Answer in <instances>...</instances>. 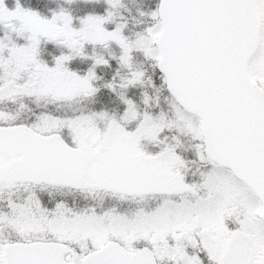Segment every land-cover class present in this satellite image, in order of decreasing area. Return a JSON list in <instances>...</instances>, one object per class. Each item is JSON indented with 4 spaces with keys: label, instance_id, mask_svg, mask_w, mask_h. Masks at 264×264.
<instances>
[{
    "label": "snow or ice",
    "instance_id": "1",
    "mask_svg": "<svg viewBox=\"0 0 264 264\" xmlns=\"http://www.w3.org/2000/svg\"><path fill=\"white\" fill-rule=\"evenodd\" d=\"M151 15L157 23L134 44L121 26L105 31L107 17H88L84 32L92 43L116 41L120 62L130 69L132 49L153 61L175 118L201 142L199 159L210 167L200 182L189 183L174 146L148 151L142 141L159 143L167 118L141 114L123 93L121 121H138L134 131L106 112H37L23 103L16 112L0 108V202L6 201L0 203V264H264V0H162ZM12 17L24 20L32 42L9 49V67L0 41V105L23 97L72 105L96 92L93 71L81 77L64 67L71 56L53 68L35 59L39 35L55 38L57 20L65 42L82 54L70 16L41 20L18 0L11 12L0 0V25ZM95 63L108 61L96 57ZM27 64L32 75L21 80ZM143 76L133 70L120 87ZM25 110L29 121L21 119ZM46 185L138 204L158 201L131 212L110 204L77 209L62 198L49 208L37 191ZM229 220L238 226L229 228ZM140 240L151 248H136Z\"/></svg>",
    "mask_w": 264,
    "mask_h": 264
},
{
    "label": "trees",
    "instance_id": "2",
    "mask_svg": "<svg viewBox=\"0 0 264 264\" xmlns=\"http://www.w3.org/2000/svg\"><path fill=\"white\" fill-rule=\"evenodd\" d=\"M19 6L24 11L36 13L42 18H51L56 14L65 13L71 17V23L77 25L80 21L88 17H107L103 25L107 30H116L117 26H121V34L125 36L130 42L136 41L138 36L146 34L147 29L157 23V18H153L151 13L156 11L158 0H121V7L117 14L113 9L109 0H18ZM5 6L8 10L17 9V0H4ZM111 12V16L108 17V13ZM0 41L3 42L6 47L3 50L4 61L8 63L9 67L12 66L11 53L9 49L12 46H23L26 45L24 39L15 36L13 33L8 32V29L0 25ZM31 43V40H28ZM134 49H132L133 51ZM91 52V62L84 59H77L70 63L64 61V67L70 72L75 73L78 76L84 77L88 75L91 70L95 73V78L90 81L92 86L96 89V92L90 96L80 100L79 103L72 105L65 104L61 101H55L50 99H36L35 97H23L16 103H6L0 105V108L5 110L16 112L18 105L23 103L27 107L34 111H52L57 114L68 113L72 114V111H84V112H106L111 117H118L119 114L126 110L125 103L121 98V93L125 99L130 98L131 91L128 92L126 88H122L123 91H115L113 87L118 85L112 84L113 87L109 88L107 85L111 84L110 78L112 71L115 75H118V66L115 64L114 59H108L107 64H96L93 60L94 54L101 55L104 58V53L101 49H95ZM96 52V53H95ZM66 52L63 46L60 44H54L49 40L38 38V43L35 44V59L44 66L53 68L56 66L58 58L65 56ZM133 54V52H132ZM69 64L72 65L69 66ZM147 64L151 69V76L155 84L159 88V102L161 99L168 97L166 90H163L161 85V74L156 68H153V61L147 60ZM25 66H32L27 64ZM87 67L88 69H86ZM4 76L3 71H0V77ZM119 76V75H118ZM28 76L24 75V67L21 69V80H24ZM145 79V78H144ZM23 82V81H19ZM147 84V83H145ZM139 91V90H137ZM170 98V97H169ZM171 99V98H170ZM162 110L160 103L159 106L156 104L153 107H144L147 110ZM166 117H170L171 113L166 111L164 113ZM32 113L29 111L21 112V119L29 121L32 117ZM183 125L177 121V129ZM176 129V130H177ZM178 131V130H177ZM180 131H178L179 133ZM169 133L173 135V130L170 128ZM162 134H169L165 131ZM167 139H170L167 137ZM180 148L184 149L182 152L178 149L179 155H183V161L190 164L198 165L202 168V164L198 163L196 159L191 155L190 150H187L186 145L183 144L185 137L180 138ZM200 142V141H199ZM177 146L178 144L175 143ZM154 153L157 148H154ZM188 172L185 173V176ZM100 200L104 202L108 200L107 197L102 195H96L91 198V202L95 206H99ZM158 198L151 204V200L147 201V206L153 207L157 203ZM81 206V204H80ZM171 263V262H170ZM157 264H162L158 260Z\"/></svg>",
    "mask_w": 264,
    "mask_h": 264
},
{
    "label": "rangeland",
    "instance_id": "3",
    "mask_svg": "<svg viewBox=\"0 0 264 264\" xmlns=\"http://www.w3.org/2000/svg\"><path fill=\"white\" fill-rule=\"evenodd\" d=\"M11 11H16V9L13 10H9ZM25 12H29V11H25ZM33 13V12H32ZM60 15L56 14L55 16L51 17V18H42L38 15V17L41 20H46V21H52L55 17H58ZM87 20L84 19L82 21H80L77 25H73L70 22V27L79 34V39L82 41V54L77 53L76 51H74V49L70 48L68 46V44L65 42L64 40V36L62 35V29H63V22L57 20V34L55 38H49V36L47 35H39L38 38L41 39H45V40H49L54 44H60L61 46H63V48L65 49V56H71L70 60H67L65 62H72L74 60L77 59H84V60H88L89 62H91V52H94L93 50L95 49H101L104 53V59L108 60L113 58L115 64L118 66V75L116 76L115 73L112 71V75L110 78L111 84H116L118 86L113 87V89L115 91H123V89L120 87V84L123 83L124 80H126L127 78H130V74L131 71L133 70H140L144 73L143 76V82H137L136 84H131L128 85L127 87H124L126 89H130L131 94H130V100H132L134 102V104L137 106V110L138 112H140L141 114H143L144 112L149 113L152 116H159L161 113H165L166 111H169L171 113L170 117H166V124L168 126L165 127L163 132H167L169 134L165 135L161 133V139L159 143H153V142H149V141H142V144L144 143V147L147 150H151V153L154 154V147H157V151L160 150L161 147L163 146H174L176 152L179 154L178 149L180 148L181 144L180 141H182L180 138L181 137H185V140L183 142V144L186 145V149L190 150L191 155L194 157V159H196L198 161V163L202 164V168L198 167V165L195 164H190L188 162H184V167L181 169L184 174L186 172H188V175L185 176L186 178V182L192 183V182H200L201 177H200V173L202 171H206L207 167H210L205 165V163L203 161H201L199 159L198 156V152H200L202 150V144L201 142H199V140L195 139L188 131H186L182 126L179 127L177 129V119L174 116L173 113V109H172V100L169 97H165L163 99L160 100L159 102V88L158 86L155 84V80L153 81L152 76H151V69L149 68L148 64H147V60H151L150 58L146 57L143 53L142 50L139 49H134L133 51L131 50L130 55L132 57L131 63H132V68L130 69L127 66H124L121 64L120 62V57L123 54V49L120 47V45L113 40H108L105 43H92L88 38H87V34L84 32V29L86 28V24L84 23ZM2 26H4L5 28L8 29V32L13 33L15 36L24 39L25 44H29L27 39L28 37L31 36V32L29 31L28 26L25 24L24 20L20 17H12L10 18L8 21L5 22V24H3ZM102 27L105 29L104 25L102 24ZM105 31H115V30H107L105 29ZM29 40V39H28ZM133 52V54H132ZM96 53V52H95ZM101 55L99 54H94L93 55V60H95L96 57H100ZM152 62V60H151ZM69 66L72 67L71 64H69ZM33 65L30 67L28 66H24V75L25 76H31L32 75V71H33ZM86 69H88L87 67H85ZM145 78V79H144ZM147 83V84H145ZM139 90V91H137ZM145 97H147V103H145ZM162 108L161 111H159V107H158V111L155 110H147L144 108L145 106L147 107H153L155 104L156 106L158 105ZM125 107L127 108V105L125 104ZM125 112V110H124ZM124 112L120 113L118 117H114L116 120L120 121L121 123L124 124L126 130L128 131H134L135 127L138 124V121H133L131 123H124L123 121H121V117L123 116ZM194 120H196L198 122V118L196 116H193ZM99 126L101 127V129L103 130V128L105 127V122L103 121H98ZM170 128L173 130V135L169 133ZM180 131L178 133V131ZM167 137H169L170 139H167ZM180 140V141H179ZM178 144L177 146L175 145ZM184 149L180 148V151L182 152ZM183 159V155H180ZM69 193V192H68ZM51 194H52V200L53 202L51 203V208L54 206L55 201L57 200V196L56 194H58V192L55 189L51 190ZM65 194V193H63ZM80 199L83 200V202L80 205H73L74 203L70 204L72 206H74L75 208L79 209V208H83L87 205H94L91 201H88L89 199L91 200L92 196L88 195L87 193H80ZM107 195V194H106ZM56 196V197H55ZM67 197V192L65 194V198ZM56 199V200H54ZM64 199V198H63ZM65 200V199H64ZM127 202H132V204H130V208H125L123 203H127ZM69 203V202H68ZM112 205L114 207L117 208V210L119 211H125V212H131L133 210H135V208L139 207V204L141 203H136L132 200H127V201H119L116 199H112L110 202L106 203L105 206L107 205ZM142 205V204H141ZM95 206V205H94ZM155 207V206H154ZM226 223L228 224L229 228H234L237 227L238 225L234 224L231 220L226 221ZM170 243H174L173 240H171L169 238ZM142 245H146V246H150V243H148L147 241L144 240H140V241H135L134 242V246L136 248H139ZM89 247H91V245L89 244ZM77 251H79V248H77ZM188 251L191 252L192 249L189 247ZM203 255V254H201ZM161 261V260H160ZM162 264H171L170 261H167L166 259L161 261Z\"/></svg>",
    "mask_w": 264,
    "mask_h": 264
},
{
    "label": "flooded vegetation",
    "instance_id": "4",
    "mask_svg": "<svg viewBox=\"0 0 264 264\" xmlns=\"http://www.w3.org/2000/svg\"><path fill=\"white\" fill-rule=\"evenodd\" d=\"M52 189H55L58 194H56V196L58 197L57 199H65L67 202H69V200L67 199V197L65 198V194L66 192H68L67 189H59V188H56V187H52V186H37V191L39 192L40 196H41V199L45 202L46 206L51 208V203L53 202L52 200V194H51V190ZM65 193V194H63ZM55 196V197H56ZM56 200V199H54ZM0 203H3V204H6V201L4 202H0ZM5 211H7L8 209L6 207H4Z\"/></svg>",
    "mask_w": 264,
    "mask_h": 264
},
{
    "label": "clouds",
    "instance_id": "5",
    "mask_svg": "<svg viewBox=\"0 0 264 264\" xmlns=\"http://www.w3.org/2000/svg\"><path fill=\"white\" fill-rule=\"evenodd\" d=\"M112 9L118 14L119 13V8L122 6L121 5V0H113ZM133 44L135 41H131Z\"/></svg>",
    "mask_w": 264,
    "mask_h": 264
},
{
    "label": "water",
    "instance_id": "6",
    "mask_svg": "<svg viewBox=\"0 0 264 264\" xmlns=\"http://www.w3.org/2000/svg\"><path fill=\"white\" fill-rule=\"evenodd\" d=\"M162 2V0H159V2H158V6H157V9L159 8V5H160V3ZM159 19V18H158ZM157 69H158V71L160 72V69L157 67ZM161 73V72H160ZM195 115V114H194ZM198 117V116H197ZM142 248H144V247H142Z\"/></svg>",
    "mask_w": 264,
    "mask_h": 264
}]
</instances>
